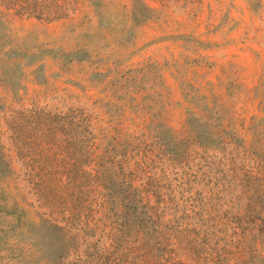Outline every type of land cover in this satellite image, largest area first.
<instances>
[{
	"label": "rangeland",
	"instance_id": "1",
	"mask_svg": "<svg viewBox=\"0 0 264 264\" xmlns=\"http://www.w3.org/2000/svg\"><path fill=\"white\" fill-rule=\"evenodd\" d=\"M0 264H264V0H0Z\"/></svg>",
	"mask_w": 264,
	"mask_h": 264
}]
</instances>
